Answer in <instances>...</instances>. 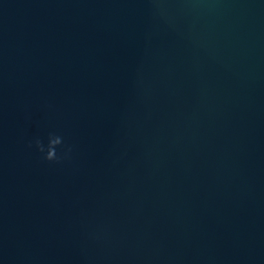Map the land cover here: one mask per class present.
Returning <instances> with one entry per match:
<instances>
[{
  "label": "water",
  "instance_id": "water-1",
  "mask_svg": "<svg viewBox=\"0 0 264 264\" xmlns=\"http://www.w3.org/2000/svg\"><path fill=\"white\" fill-rule=\"evenodd\" d=\"M0 264H264V0H0Z\"/></svg>",
  "mask_w": 264,
  "mask_h": 264
},
{
  "label": "clouds",
  "instance_id": "clouds-1",
  "mask_svg": "<svg viewBox=\"0 0 264 264\" xmlns=\"http://www.w3.org/2000/svg\"><path fill=\"white\" fill-rule=\"evenodd\" d=\"M34 144L36 150L43 155V159L48 162H59L67 157V151L62 154L57 153V147L62 144V137L59 135L49 134L47 145L45 146L40 139H35L29 144L32 147Z\"/></svg>",
  "mask_w": 264,
  "mask_h": 264
}]
</instances>
